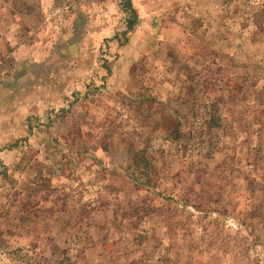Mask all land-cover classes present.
<instances>
[{
  "label": "rangeland",
  "instance_id": "rangeland-1",
  "mask_svg": "<svg viewBox=\"0 0 264 264\" xmlns=\"http://www.w3.org/2000/svg\"><path fill=\"white\" fill-rule=\"evenodd\" d=\"M0 264H264V0H0Z\"/></svg>",
  "mask_w": 264,
  "mask_h": 264
}]
</instances>
